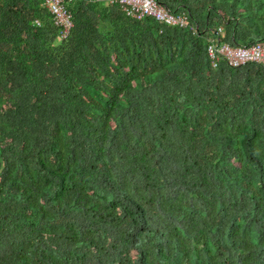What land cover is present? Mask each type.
<instances>
[{"label":"trees","instance_id":"16d2710c","mask_svg":"<svg viewBox=\"0 0 264 264\" xmlns=\"http://www.w3.org/2000/svg\"><path fill=\"white\" fill-rule=\"evenodd\" d=\"M156 1L0 0V264H264V0Z\"/></svg>","mask_w":264,"mask_h":264},{"label":"built area","instance_id":"2783aa9c","mask_svg":"<svg viewBox=\"0 0 264 264\" xmlns=\"http://www.w3.org/2000/svg\"><path fill=\"white\" fill-rule=\"evenodd\" d=\"M72 0H40V5L51 14L55 25L59 27L60 36L65 37L72 26V14L68 4ZM107 3H118L127 15L135 18L152 16L159 21L184 26L187 16L170 12L156 0H102ZM220 30V29H219ZM213 65L223 58L230 65H238L248 60L261 62L264 65V42L249 45H230L226 42L212 40L207 45Z\"/></svg>","mask_w":264,"mask_h":264}]
</instances>
